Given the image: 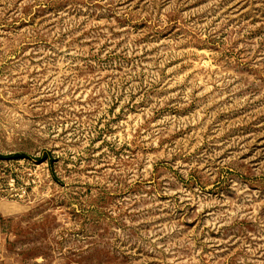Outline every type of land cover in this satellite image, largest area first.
<instances>
[{
    "label": "rangeland",
    "instance_id": "rangeland-1",
    "mask_svg": "<svg viewBox=\"0 0 264 264\" xmlns=\"http://www.w3.org/2000/svg\"><path fill=\"white\" fill-rule=\"evenodd\" d=\"M0 264H264V0H0Z\"/></svg>",
    "mask_w": 264,
    "mask_h": 264
}]
</instances>
